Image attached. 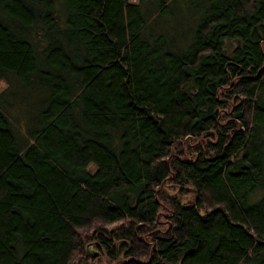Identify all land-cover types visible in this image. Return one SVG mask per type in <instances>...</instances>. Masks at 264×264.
I'll list each match as a JSON object with an SVG mask.
<instances>
[{
    "label": "trees",
    "instance_id": "1",
    "mask_svg": "<svg viewBox=\"0 0 264 264\" xmlns=\"http://www.w3.org/2000/svg\"><path fill=\"white\" fill-rule=\"evenodd\" d=\"M0 78V264H264V0H0Z\"/></svg>",
    "mask_w": 264,
    "mask_h": 264
},
{
    "label": "rangeland",
    "instance_id": "2",
    "mask_svg": "<svg viewBox=\"0 0 264 264\" xmlns=\"http://www.w3.org/2000/svg\"><path fill=\"white\" fill-rule=\"evenodd\" d=\"M131 1H136V0H131ZM7 85V82L0 78V89L4 86ZM231 99V98H229ZM29 102H30V107L29 106H25V108H28L29 110L31 109V107L34 105V98H31V99H28ZM231 101V100H230ZM232 101H235V98L232 99ZM21 109H18L17 112H19ZM11 111L13 112L14 111V108L11 109ZM17 112H14L16 117L20 116L19 113ZM23 127V126H22ZM198 139V138H197ZM197 139L191 141V145H195L198 141ZM182 144L184 143V146H186L187 148V144L189 143L187 139H184V141L181 142ZM194 153L191 152L190 155H193ZM185 197L184 198H191V193L188 191H186L184 193ZM200 210L201 211H204V208L203 207H200ZM112 224H115V223H110L109 225H112ZM91 242V244H89L88 248H87V245H88V242H85L84 244V250L85 252L88 254V260L89 261H93L94 264H112V261L109 260L108 258V255L106 254L105 252V249L102 248L101 245H99L97 242L94 243L93 241H89ZM84 252V253H85ZM95 252V254H94ZM91 264V263H90Z\"/></svg>",
    "mask_w": 264,
    "mask_h": 264
},
{
    "label": "water",
    "instance_id": "3",
    "mask_svg": "<svg viewBox=\"0 0 264 264\" xmlns=\"http://www.w3.org/2000/svg\"><path fill=\"white\" fill-rule=\"evenodd\" d=\"M186 188H189V189L194 190V187H193V186H190V185H186ZM182 200L185 201V200H187V198H183ZM200 211H201V210H200ZM201 212H202V211H201ZM89 244H91V242H88L87 248H88ZM94 254H95V252H94Z\"/></svg>",
    "mask_w": 264,
    "mask_h": 264
}]
</instances>
